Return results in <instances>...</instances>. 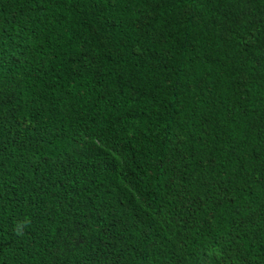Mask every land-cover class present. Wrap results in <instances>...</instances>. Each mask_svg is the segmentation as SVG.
<instances>
[{"label":"trees","instance_id":"trees-1","mask_svg":"<svg viewBox=\"0 0 264 264\" xmlns=\"http://www.w3.org/2000/svg\"><path fill=\"white\" fill-rule=\"evenodd\" d=\"M0 264H264V0H0Z\"/></svg>","mask_w":264,"mask_h":264}]
</instances>
